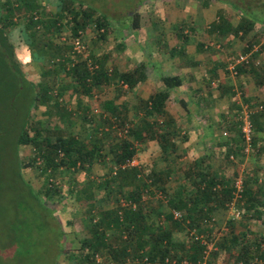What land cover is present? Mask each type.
Returning a JSON list of instances; mask_svg holds the SVG:
<instances>
[{
	"label": "trees",
	"instance_id": "1",
	"mask_svg": "<svg viewBox=\"0 0 264 264\" xmlns=\"http://www.w3.org/2000/svg\"><path fill=\"white\" fill-rule=\"evenodd\" d=\"M225 1L231 3L242 16L238 24L232 26L228 15H219L217 22L209 28L218 36L232 33L244 39L257 24L264 26V15L250 13L253 3L264 8V0ZM82 4L80 1L77 5L81 7ZM78 7L72 0H0V80L8 87L15 79L18 81L17 90H21V82L26 80L21 68L29 63H49L51 66L45 68L43 74L51 73L57 77L54 85L49 84L50 87L42 83L29 84L34 92L25 122L19 125L17 145L30 144L34 148L32 156L22 164L29 167L40 160L44 172L64 167L79 168L87 174L91 173L94 164H102L105 171L99 180L89 179L82 189L73 188L70 193L81 202L83 198L92 199V188H98L114 198L110 208L99 210L98 215L90 214L88 225L92 230L91 237L81 241L79 254L75 253L76 260L79 258L75 264H128L130 260L136 261V264H170L175 260L173 262L179 264L184 259L191 264H200L203 260L224 264H264V178L257 174L256 169L246 171L241 177L237 168V163L245 155L261 157L264 154V140L259 135L264 132V102L258 109L251 99L241 93L242 102L250 110L253 130L247 152L240 119L244 107L235 103L234 122L223 115V122L230 125L228 132L232 129L235 132L227 135L226 130L222 131L221 135L226 138L224 141L217 140V145L221 147L218 153L227 165L232 166L231 174L223 168L213 169L211 163L206 162L207 157L200 156L188 163L184 176L169 193L165 185L176 173L173 168L145 171L140 164L131 166L127 162L136 157L141 145L150 141L159 147L163 161L175 154L176 131L171 130L174 121L167 113L166 101L170 98V90L181 85V79L176 75L162 74L160 82L163 89L153 90L146 98L137 95L132 105L127 100L118 102L127 94V89L146 80L145 65L141 63L136 68L121 71L116 65L107 64L110 59L107 55L96 56L86 49L84 57L73 51L76 39L84 43L83 34L88 26H93L102 39L108 29V16L97 13L95 8ZM140 24L139 13L133 12L126 29L134 31L140 28ZM67 28L69 32H63ZM263 32L254 34L253 38ZM177 36L187 39L182 28ZM246 44L244 53L252 52L256 56L259 54L256 52L264 50V43L256 51L252 50L255 46L253 40H247ZM64 54L67 56L64 57ZM226 64L219 62V66L226 67ZM208 70V76H213L214 70ZM236 70L238 76L250 73L257 83L263 81L260 66L252 57H248L247 63L238 64ZM214 80L208 79L206 87ZM71 83L74 84L71 93L80 97L78 107L83 113H89L88 118H93L94 112H91L94 108L89 104L83 105L82 97L90 96L97 88L118 84L112 98L99 101V106L95 108L99 111H95L100 123L94 124V133L89 134L85 141L69 131L60 128L45 130L39 122L35 125L29 120L30 108L52 101L55 115L71 124L75 113L59 102V95ZM123 84H126V89ZM178 101L186 108L183 100ZM12 103H8L10 108ZM130 107L132 119L127 114ZM83 118L88 120L86 116ZM105 146L109 155L103 152ZM238 179L241 181L240 189L235 186ZM45 190V194H59V189H51L49 185ZM156 192L161 197H154ZM144 193L152 195L156 202L142 200ZM149 202H152L150 207ZM232 204L238 209L241 219H228L224 230L216 235L212 230L214 212L226 210ZM173 210L181 213L179 220L173 218ZM258 223L263 230L255 227ZM183 229L190 237L186 241L174 236L175 230ZM109 230L112 236L108 235ZM210 240H214L212 246L208 245ZM98 255L103 256V261L93 262Z\"/></svg>",
	"mask_w": 264,
	"mask_h": 264
},
{
	"label": "rangeland",
	"instance_id": "2",
	"mask_svg": "<svg viewBox=\"0 0 264 264\" xmlns=\"http://www.w3.org/2000/svg\"><path fill=\"white\" fill-rule=\"evenodd\" d=\"M72 1L75 7H78L77 4L81 1L83 6L78 8H95L97 13H103L109 17L108 29L105 31L103 39L98 37V33L93 26H88L84 30V43L89 52L96 56L107 55L110 58L107 64L116 65L117 68L121 67V69L130 70L141 63L145 65L146 80L134 88L127 89V94L118 99V102L127 100L129 102L127 103L131 105L134 104L137 95L147 96L149 92H152V80L159 77L156 75L158 74L156 71L159 68L157 67L156 70L152 69V61L159 59L155 54L159 55L167 50L169 46L175 44L178 40L176 35L179 34L180 28L183 29V34L187 35L185 38L190 39V44L189 42L186 43L189 52L193 50L195 42H202L209 53L198 52V56L202 55L206 59L211 58L210 56L213 55L220 63L226 62L229 56H237L244 53L247 47L246 42L249 39L254 41L255 47H253V51L260 49L261 44L264 43V32L261 36L253 38L254 34L264 30L262 24H257L244 39L240 36H234L232 33L221 37L215 31L209 29L213 22H217L219 15H228L232 26L238 24L242 14L225 0ZM133 12L139 13L141 24L140 28L131 31L126 28ZM257 12L258 16H263L264 8L257 7L253 3L250 13L255 14ZM63 32L68 33V28ZM156 33H165L163 34L164 38L157 39L155 37ZM181 40L185 39L182 37ZM157 41L160 42L159 45ZM185 53L187 52L185 51ZM247 53L250 58L254 59L256 65L260 66V74L264 76V50L256 52L259 53L256 56H253L252 52ZM17 56L20 55L18 54ZM66 56L67 54H64V57ZM21 65L23 66V64ZM50 66L51 64L49 63L44 65L38 63L24 65L21 68V74L26 80L21 82V90H17L18 81L15 79L13 84L8 87L0 80V129L3 128L5 130L0 131V264H75L79 259L76 260L75 253L79 254L78 251L82 245L81 241L91 237L92 230L88 225L90 214L98 215L99 210L110 208L112 206L111 200H114L113 196H108L103 189L99 190L98 188H92V199L85 200L80 198L81 202L78 201V198H75L74 194L70 193L73 188L82 189L84 182L89 179L99 180L105 171L102 164H94L90 174L84 173L79 168L66 169L64 167L44 172L42 170L44 168L43 163L40 160L29 167L23 165L24 160L32 156L34 148L30 144L17 145L19 125L25 122L34 92L29 84L34 82L36 84H46L47 86L49 84L54 85V80L57 78L56 75L51 73L48 75L43 74V70ZM216 77L214 85L210 84L208 86L214 92L213 95L209 93L211 95L210 99L215 100L214 107L210 112L213 118L220 121V128L216 130V136L219 134V139L215 136L216 144L209 142L207 137L210 136H205L202 131L201 134L206 139L201 137L196 130H192L194 124H196L194 122L198 120V118L195 119L193 116V114L197 113L196 103H201L200 100L195 99L197 95L192 91L191 93H185L187 102L191 101V99L194 101L188 103V108L191 112L189 113L190 119L187 125L188 128L192 129L188 130V128L184 127L185 131H188L186 134L187 139H183L181 136L185 135L179 133L177 153L171 154L167 161H163L160 158L157 145L150 141L141 145L135 157L137 164H140L145 171L151 169L159 171L164 170L166 167L175 170V175L171 176L165 185L169 193L174 190L184 176L188 163L200 156H206V162L211 163L213 169L221 170L223 168L226 173L231 174L232 166L227 165L223 156L218 153L221 147L217 145V139L218 141H224L226 137L221 135L223 134L222 131H230L227 129L230 128V125L223 122L221 114H225L226 119L230 122L235 121V103L242 107L246 104L242 102L241 93H243V96L246 93L248 96H253L254 100L252 103L257 105L258 109L261 103L264 102V77L262 83H257L251 75L246 77V73L242 76L232 74L225 65L220 66ZM66 80L68 81V78ZM64 82L66 83V81ZM240 82L242 84L241 87H239ZM69 85L66 87V91L59 95V102L67 110L75 113L72 116L73 118H71L73 119L71 124L55 115V107L52 101L40 103L37 107H32L33 109L30 108L29 117L31 119L29 120L31 124L35 123V125L39 122L40 126L45 128V130L54 131L56 128H60L69 131L78 136L80 140L85 141L89 134L94 133L93 126L100 120L99 116L96 115V111L99 110L95 109L99 106V101L112 98L115 88H118V84L97 88L90 96L82 97L83 105L89 104V106L94 108L91 112V114L94 112L93 118H88L89 113H83L80 110L78 104L81 99L78 95L71 93V87L74 84L71 83ZM123 88L126 89L127 86L124 84ZM139 88L140 90L138 91ZM10 102L14 103H12L13 107L11 106V108L8 106ZM178 110L180 113L185 112L180 105ZM178 110L172 109L176 117ZM127 114L132 119L133 111L131 107ZM83 116H86L88 120H85ZM182 128L180 130H183ZM234 132L235 130L232 129L227 135H232ZM31 134L32 132L29 130V135ZM103 152L107 155L110 154L107 146L103 148ZM237 168L241 177L244 176L246 171L256 169L257 174L264 178V154L261 157L245 155L242 161L237 163ZM48 185L51 189H59V194H45V188H48ZM111 188L115 189L113 186ZM158 196L161 197V194L156 192L154 197ZM154 197L144 193L142 200L147 202L149 200L154 201ZM148 204L150 207L152 202ZM91 205L92 207H90ZM237 211L238 209L233 204L226 210L215 211L213 214V233L219 235L220 231L224 230L228 219L240 220V214L236 216ZM255 227L263 230V226L259 223L255 224ZM185 231V229L175 230V238L188 240L190 237ZM108 235L112 236L110 230ZM210 241L208 245L212 246L214 240ZM93 259V262H101L103 261V256L98 255ZM173 261L175 260H172L170 264H178ZM136 263L133 260L128 262V264ZM86 264L92 263L87 262Z\"/></svg>",
	"mask_w": 264,
	"mask_h": 264
},
{
	"label": "crops",
	"instance_id": "3",
	"mask_svg": "<svg viewBox=\"0 0 264 264\" xmlns=\"http://www.w3.org/2000/svg\"><path fill=\"white\" fill-rule=\"evenodd\" d=\"M213 22V21H212ZM193 27V26H192ZM165 33H161V34H155L156 38H164ZM177 41L175 42V44H173L172 46H169L167 50H165L163 53L161 54H155L156 57H159V59L157 58L155 61H152V69L156 70V68L158 67L159 69L156 71L158 72V74H156L157 77L155 80H152V91L153 90H160L163 89V85L160 82V76L162 74L165 75H176L181 79V85L179 87H177L176 89L170 90V98L168 99V101H166V110L167 113L173 118V127H171V130L176 131V135L174 136V140L177 144V148H179V143L177 142V138H179V133L184 134L185 136H187L186 134L188 133V131H185L186 128H188V122H189V111H186V108H188V103L190 102H194L189 101L187 102L185 96V93H191L192 91L194 92V94H196L197 96L195 97V99H199L201 97V100L199 102H197L196 104V110L197 113L193 114V116L195 117V119L198 118V120H196L194 123V128H188L192 129V130H196L198 132V134L201 137L205 136H210L207 137L209 139V142H216V137L219 136V134H217V128H220V121L216 120L215 118H213L212 113L210 112V110L214 107V102L215 100L210 99L211 95H209V93H212L213 95V90L210 88L206 87V81L208 79H216L218 72H219V62L217 60V58L215 59V57L212 55L210 56L211 58H204V56H198V52L200 53H205L208 52V49L206 50L204 47L205 44H203L202 42H195L194 43V47L193 50L191 52H189V50L187 49L188 46H186L189 42L190 44V39L187 38L185 40H181L177 35ZM156 39V40H157ZM158 45L160 44L159 41H157ZM154 44V43H152ZM166 44V42H165ZM178 49V50H177ZM185 51L188 53H185ZM168 53V54H167ZM209 53V52H208ZM165 54V55H163ZM201 57V58H200ZM213 69L214 70V75L212 76H208V69ZM119 69L121 71H126V69L119 67ZM146 74V72H145ZM152 75H154L152 73ZM249 75H251L250 73H246V77H248ZM256 79V78H255ZM243 81V80H241ZM245 81V80H244ZM208 82V81H207ZM141 84V83H140ZM210 84H212V82H210ZM246 85V84H245ZM242 84L241 82L239 83V87H241ZM140 90V88L138 89V91ZM150 93V92H149ZM148 93V95H149ZM174 93V94H173ZM147 95V96H148ZM250 95V94H249ZM141 96V95H139ZM147 96H141L143 98H146ZM245 97L251 99V101H253L254 97L253 96H248V94L246 93V95L244 94ZM253 97V98H252ZM194 99V97H193ZM178 100H183L186 104V108L182 107V102L178 101ZM196 102V101H195ZM179 105L185 110L184 113H180L178 108ZM172 109H175L176 111L178 110V114L177 117L174 116L175 114H173ZM216 114V112H215ZM223 115L225 114H221V118H223ZM226 116V115H225ZM225 122V121H224ZM183 127V130H180V128ZM200 127V128H199ZM179 130V131H178ZM199 130V131H198ZM178 131V133H177ZM201 131L203 132V134H201ZM260 137L263 138L264 140V132L259 133ZM216 136V137H215ZM183 137V136H181ZM183 139H187L183 137ZM219 139V137H218ZM217 139V140H218ZM215 144V143H214ZM158 147V146H157ZM159 149V147H158ZM160 152V150H158ZM177 153V150L176 152ZM168 168V167H167Z\"/></svg>",
	"mask_w": 264,
	"mask_h": 264
},
{
	"label": "built area",
	"instance_id": "4",
	"mask_svg": "<svg viewBox=\"0 0 264 264\" xmlns=\"http://www.w3.org/2000/svg\"><path fill=\"white\" fill-rule=\"evenodd\" d=\"M253 47H255V46H253ZM252 50H253V48H252ZM73 51H76V53H79V54H83L84 57H86V55H87L85 53V51H86L85 44L82 43L78 39H76L73 42ZM248 57H249L248 53H241V54H238L237 56H229L227 58V61H226L227 62L226 68L232 74H236V71H237L236 70V67H237V65L238 64H242V63H247L248 62ZM214 83L215 82H212V85H214ZM259 108H261V106ZM249 115H250V110L247 109L246 106H244L243 111H242V113L240 115V119H241V123H242V125H241V131L243 133L244 141L246 143V148H245V151L246 152L249 149L250 142H251V137L253 135V130H252V127H251ZM127 164L128 165H131V166H135V165H137V162H136L135 158H133L132 160H130L129 162H127ZM235 186L238 189H240V187H241V181L239 179L236 180ZM122 204H125V203L122 202ZM172 215H173V218L176 219V220H179L181 218V213L178 210H173L172 211ZM238 215H239V212L237 211L236 212V216H238ZM192 234H193V232H192ZM158 264H161V263H158ZM179 264H191V263L188 260H185L184 259ZM200 264H224V263H222L220 261H215V262L209 263L206 260H203Z\"/></svg>",
	"mask_w": 264,
	"mask_h": 264
}]
</instances>
